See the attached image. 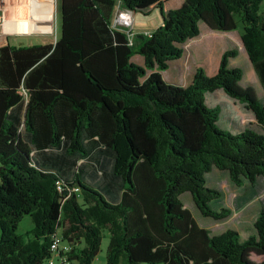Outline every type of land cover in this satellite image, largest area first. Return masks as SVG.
Masks as SVG:
<instances>
[{
	"label": "trees",
	"instance_id": "obj_1",
	"mask_svg": "<svg viewBox=\"0 0 264 264\" xmlns=\"http://www.w3.org/2000/svg\"><path fill=\"white\" fill-rule=\"evenodd\" d=\"M118 3L132 13L155 6L162 21L130 45L111 22ZM263 3L184 0L164 11L163 0H60L54 44L1 47L0 264H45L56 234L70 264H94L105 232L104 264H264L263 208L241 241L233 230L211 235L181 202L189 193L202 217L221 221L231 210L211 209L222 193L206 176L227 172L236 187L264 177V134L219 128L220 108L205 95L222 90L263 129L264 102L228 67L235 51L212 77L196 69L186 87L161 76L199 23L233 32L239 22L264 94ZM24 216L32 227L23 237Z\"/></svg>",
	"mask_w": 264,
	"mask_h": 264
},
{
	"label": "rangeland",
	"instance_id": "obj_2",
	"mask_svg": "<svg viewBox=\"0 0 264 264\" xmlns=\"http://www.w3.org/2000/svg\"><path fill=\"white\" fill-rule=\"evenodd\" d=\"M182 1L184 0H163V3L165 2V10L168 11V9L179 7L180 4L183 3ZM37 3L40 4V1L37 0ZM59 3L60 0H57L56 4H54L53 24L55 23L56 27L53 35L49 33H41L30 35L29 37H21L22 35H26V33H23L18 35L20 36V40L23 42L31 41L34 43L54 42L56 38H58L57 36H59L60 31ZM118 6L122 9L121 5L118 3L115 12L113 13L111 20L112 23H115V16L121 11L118 10L119 8L117 9ZM262 9H264V3ZM117 10L118 12L116 13ZM133 14L134 26L132 32L139 30L151 32L157 28L162 21L159 11L155 6L146 9L142 13ZM121 29L125 31L123 27ZM236 31L229 34L219 35L217 34L219 33L218 31L211 30L205 24L199 23L198 36L179 45L182 49V56L169 66V69L164 72V77L177 85H184L187 82V75L198 68H201L206 76L212 77L213 74L215 75L217 72L222 54L227 51H235L236 56L231 57V59L229 58V60H231V65L234 66L233 68H238L244 72V80L240 86L242 88L252 87L255 94L259 95V100L264 102V94L259 82H257L256 85V83L253 82L254 78L252 77L251 72H248V70L246 71L245 65L248 62L246 55L242 56L239 54L240 49L242 48L241 35L243 33V26L239 22L237 23ZM11 34L14 35L17 33ZM18 36H11L12 38H10V40L14 38L16 39ZM6 39H8V37L5 38L4 36H0V43L7 42L8 40ZM20 44L24 43H19L18 45ZM221 93L229 98L223 91ZM224 95H206V103L208 106H218L220 108V115L217 123L219 128L235 134L237 131L242 130L243 126H250V123H252V128L254 130L264 133L250 111H240L237 113L229 105V99L231 98L227 100ZM206 178V184L208 187L219 190L222 193L221 199L211 203V209L219 211L221 208H228L231 210V215L221 221H214L210 218L202 217L189 193L181 197L183 206L192 213L197 224L200 227L207 229L211 235H218L226 230H233L239 234L241 241L246 240L248 236L254 233L253 224L260 209H264V179L260 178L255 187H251L246 182L242 187H236L230 182L227 172L218 171L216 169L209 173ZM252 192L253 195L251 196ZM246 200L248 201L246 202ZM31 227L32 224L30 218L24 216L19 223L17 233L24 237ZM103 235L101 250L94 261V264H101L105 261V254L108 246V234L105 232Z\"/></svg>",
	"mask_w": 264,
	"mask_h": 264
},
{
	"label": "built area",
	"instance_id": "obj_3",
	"mask_svg": "<svg viewBox=\"0 0 264 264\" xmlns=\"http://www.w3.org/2000/svg\"><path fill=\"white\" fill-rule=\"evenodd\" d=\"M57 0H53V5L56 4ZM29 0H0V36L11 37L18 36L20 34H11L5 31L6 24L8 22H17L18 20H30V9L28 8ZM119 8V9H118ZM22 9V10H21ZM118 10H121L119 13L116 11L117 15L115 16V23H112L113 27L122 30L123 27L125 29L122 30L126 33L129 38V44H132V36H133V13L128 10L121 9L119 6ZM54 19V10L52 13V23ZM55 22H56V14H55ZM55 23L52 24L53 32L55 31ZM27 36H30L26 34ZM36 35V34H31ZM60 189L59 186H57ZM76 191V190H75ZM70 247L68 244L60 238L58 234L54 235L50 241V257L45 260V264H70L67 258V253L69 252Z\"/></svg>",
	"mask_w": 264,
	"mask_h": 264
},
{
	"label": "crops",
	"instance_id": "obj_4",
	"mask_svg": "<svg viewBox=\"0 0 264 264\" xmlns=\"http://www.w3.org/2000/svg\"><path fill=\"white\" fill-rule=\"evenodd\" d=\"M183 2V1H182ZM165 3V2H164ZM163 3V9H164V11H166L165 10V4ZM181 5V4H180ZM262 7H263V4H262V6H261V10H264V9H262ZM40 8L42 9V5L40 6ZM178 8V7H177ZM59 9H60V3H59ZM168 10H171V9H168ZM43 11H45V8H44V10ZM44 16V15H43ZM45 17V16H44ZM133 26H134V14H133ZM154 31V30H153ZM153 31H151V32H153ZM151 32H145V31H142V30H139V31H136V32H134L133 31V33H134V35H137V34H144V35H149ZM233 32H235V31H233ZM237 32V31H236ZM229 33H231V32H219V33H217V34H229ZM41 34V33H40ZM51 34V33H50ZM15 37V36H14ZM21 37H29V36H26V35H22ZM58 37V36H57ZM10 38H12V37H8V39H6V40H8L7 42H2V43H0V48L1 47H3V46H6V45H9V46H13V47H18V46H26V47H29V46H33V45H45V44H54L55 43V41L57 40V38H56V40L54 41V42H48V43H34V42H31V41H27V42H23L22 40H20V36H18L16 39L14 38V39H12V40H10ZM30 42V43H29ZM19 43H24V44H20V45H18ZM240 55H242V56H245L246 55V52H245V50H244V48H243V45H242V48L240 49V53H239ZM246 58L248 59V57H247V55H246ZM231 59V58H230ZM176 60H174V61H170V62H168V68H167V70L169 69V66L171 65V64H173L174 62H175ZM131 62H133L134 64H137V65H139V66H143V58L141 57V56H134V57H132L131 58ZM246 66V71L248 70V72H251V75H252V77L254 78V80H253V82L254 83H256V85H257V82H259V80H258V78H257V76H256V74H255V72H254V69H253V67H252V64L250 63V61H249V59H248V62H247V64L245 65ZM228 67L229 68H233L234 66H232L231 65V60H228ZM167 70H165V71H167ZM165 71H162L161 72V76H162V79L166 82V83H168V84H173V85H176V86H181V87H186V86H188L189 85V83H190V81H191V78H192V75H193V73L195 72V70H193V71H191L187 76H188V78H187V82L184 84V85H177L176 83H174V82H170L168 79H166L165 77H164V72ZM243 72V71H242ZM214 75V74H213ZM209 76H212V75H209ZM169 78V77H168ZM243 80H244V72H243V76H242V79H241V81H240V85H242V82H243ZM260 84V83H259ZM261 86V85H260ZM222 92V90H216V91H214V92H212V93H207V94H218V95H224L223 93H221ZM206 94V95H207ZM206 95H205V102H206ZM225 96V95H224ZM257 96V99H259V95H256ZM264 96V95H263ZM262 97V96H261ZM225 98L228 100L229 98H227L226 96H225ZM206 105H207V103H206ZM229 105L238 113V112H240V111H244V112H249V111H247L245 108H244V106L242 105V104H240L239 102H237V101H234V100H231V99H229ZM208 106V105H207ZM208 107H213V106H208ZM215 107V106H214ZM20 110V116H21V118H22V120H23V116H24V112H25V104L23 103V104H21L18 108H16L15 109V111L16 110ZM249 127V129H252V130H254L253 128H252V123H250V126H243V128H242V130H240V131H237V133H239V132H241V131H243L244 129H246V128H248ZM260 129L261 130H263V132H264V129L262 128V127H260ZM228 131V130H227ZM254 131H256V130H254ZM230 132V131H229ZM256 132H258V131H256ZM258 133H261V134H264V133H262V132H258ZM236 134V133H235ZM43 155V153H41V152H37V154L35 155V161L39 164V165H42V166H44L45 164H46V162L44 161V156H42ZM46 166V165H45ZM44 166V167H45ZM213 172V171H212ZM211 173V172H210ZM99 176H100V173H99ZM263 179H264V177H262ZM259 180V179H258ZM257 183H258V181H257ZM245 184V183H244ZM255 186H257V184L255 185ZM185 194H187V193H185ZM185 194H183V195H185ZM182 195V196H183ZM253 195V192L251 193V196ZM181 196V197H182ZM249 199H251V198H249ZM248 199V200H249ZM248 200H246V202L248 201ZM187 209V208H186ZM188 210V209H187ZM192 214V213H191ZM105 262V261H104ZM104 262H102L101 264H104Z\"/></svg>",
	"mask_w": 264,
	"mask_h": 264
},
{
	"label": "bare ground",
	"instance_id": "obj_5",
	"mask_svg": "<svg viewBox=\"0 0 264 264\" xmlns=\"http://www.w3.org/2000/svg\"><path fill=\"white\" fill-rule=\"evenodd\" d=\"M29 0L28 8L30 9V20H18L17 22H8L6 24L5 31L7 33H17L28 35L40 34V33H51L52 28V13L54 10L53 0ZM42 5V9L40 6ZM45 8V11H43ZM45 17H44V16Z\"/></svg>",
	"mask_w": 264,
	"mask_h": 264
}]
</instances>
